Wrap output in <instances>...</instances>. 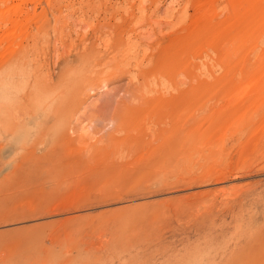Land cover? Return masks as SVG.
<instances>
[{"label": "rangeland", "instance_id": "374dc122", "mask_svg": "<svg viewBox=\"0 0 264 264\" xmlns=\"http://www.w3.org/2000/svg\"><path fill=\"white\" fill-rule=\"evenodd\" d=\"M228 1L0 0V264H264V20Z\"/></svg>", "mask_w": 264, "mask_h": 264}, {"label": "bare ground", "instance_id": "6f19581e", "mask_svg": "<svg viewBox=\"0 0 264 264\" xmlns=\"http://www.w3.org/2000/svg\"><path fill=\"white\" fill-rule=\"evenodd\" d=\"M131 2V1H130ZM150 2V1H148ZM157 2V0H156ZM230 17L235 18L238 26L253 25L264 20V0H229ZM142 4V3H141ZM225 4V3H224ZM141 6V5H140ZM157 6V3H156ZM217 6V5H216ZM186 9V8H185ZM187 10V9H186ZM229 10V9H228ZM143 11V9H142ZM224 11V10H223ZM200 12V11H199ZM218 12V11H217ZM176 13V12H175ZM180 14V12H178ZM229 13V12H228ZM185 14V13H184ZM175 15V14H173ZM183 15V14H182ZM189 15V14H188ZM229 15V14H228ZM128 16V15H127ZM185 16V15H183ZM148 17V15H147ZM150 17V16H149ZM179 17V16H177ZM187 17V16H185ZM122 18V17H121ZM176 18V17H175ZM180 18V17H179ZM180 19H182V17ZM145 19V18H144ZM174 19V18H173ZM176 20V19H175ZM184 20H187V18ZM183 20V21H184ZM150 21V20H149ZM182 21V22H183ZM120 22V21H119ZM134 22V21H133ZM152 22V21H151ZM186 22V21H185ZM177 23V21H176ZM176 23H173L176 25ZM235 23V22H234ZM139 23H137L138 25ZM185 24V23H184ZM235 23V25L237 26ZM136 25V24H135ZM162 25V24H161ZM180 25V24H179ZM172 26V25H171ZM219 26V25H218ZM220 26H223L222 24ZM216 27V26H215ZM171 28V27H170ZM219 28V27H218ZM131 29V28H130ZM39 34V33H38ZM229 49V48H228ZM14 66V65H13ZM127 113V112H126ZM127 115V114H126ZM167 119V118H166ZM154 120V119H153ZM168 127V126H167ZM125 143V142H124ZM145 149V148H144ZM65 150V149H64Z\"/></svg>", "mask_w": 264, "mask_h": 264}]
</instances>
